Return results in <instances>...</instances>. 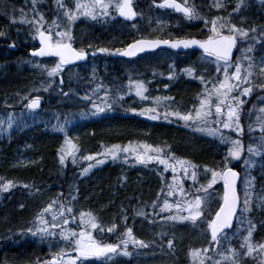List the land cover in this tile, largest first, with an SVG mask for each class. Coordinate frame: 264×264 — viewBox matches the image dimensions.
<instances>
[{"label":"trees","instance_id":"1","mask_svg":"<svg viewBox=\"0 0 264 264\" xmlns=\"http://www.w3.org/2000/svg\"><path fill=\"white\" fill-rule=\"evenodd\" d=\"M133 1L139 16L132 23L122 20L114 10L109 16L98 17L96 20L79 17L71 25L73 45L94 52L99 48L115 51L138 37L204 39L210 35L211 25L206 26L202 20H187L183 15L156 7L153 0ZM159 2L160 0H155L156 4ZM189 3L194 4L200 14L209 21L216 16L228 17L229 13L233 12L230 11L232 8L216 10L210 0H189ZM63 4L62 9L58 7L56 0H37L33 11L32 0H0V31L6 33L0 36V107L7 105L0 109L11 111L14 108L15 111H25L18 97L27 93L28 88L31 91L49 83L50 79L42 68L56 60L54 57L38 58L30 55V50L35 49L38 43L33 37L34 32L31 37L28 36L27 26L20 22L21 16H24L26 9L33 13L30 21L34 16L42 14L46 20L44 27L47 29L53 20L64 17L65 9L74 7V0H63ZM6 16L10 17V20ZM231 22L243 28L264 26V0L261 3L245 0L240 13L231 16ZM29 27L33 29L34 26L29 24ZM256 44L264 47V41ZM203 57L204 54L197 50L183 54L161 50L133 59H114L109 54L100 52L85 62L67 66L66 70L53 80L56 91L54 102L51 104H55H49V107L55 112L64 111L61 109L67 106L92 107V102L102 103L106 92L110 97L122 96L123 99L113 103L115 106L105 114L88 119L85 125H80L84 120L79 121L78 125H75L76 129L73 127L72 140L80 149L76 153V163L72 162V157H67L63 165L60 163L59 157L62 147H65V139L56 135L51 138H37L39 135L37 130H33L31 134L28 133L29 130L26 132L20 130L19 133L10 134L8 138H0V178H3L4 182L11 180L15 185L6 193L0 194V264H43L59 250V247L69 248V245L60 241L58 237L41 242L37 237L27 233L29 223L33 225L35 217L39 214L37 211L42 210L53 200H58L65 207L73 208V215L77 217L76 222L73 223L70 219L66 228L79 231V213L91 212L97 217V223L105 228L103 234L93 233L98 240L118 243L126 228L130 227L137 239L144 240L150 245L143 250H134L129 245L128 250L133 249L131 250L133 256H116L108 264H134L137 260L141 261L139 264H158L154 260L168 252L167 241L171 238L174 240L171 252L176 254L186 250L187 254L183 256L184 254L178 253L174 263L163 264H187V256L193 246L206 248L211 244L207 221L205 232L199 235L203 240L194 232L186 236L191 241L198 242L190 245L184 242V236L174 232L170 221L165 223L159 216L153 215L157 210L151 208L152 203L161 196L163 178L162 166L159 167L156 162L139 164L133 159L134 156L128 158L127 162L121 156L115 161L108 158L103 164L95 165L85 175H81L84 168L80 166L84 156L102 153L105 147L113 144L125 146L129 142L163 148L165 152L197 165L200 173L205 166L214 168L223 163L226 148L216 137L190 129L175 119L150 120L131 111L140 107V104L132 102V97L136 94L135 87H129L130 80L143 81L149 96L170 97L172 100L168 102L172 104V101H178V104L184 106L188 104V99L192 101L191 95L199 97L202 88L198 87L195 90V79L199 80V76H204L205 81L209 82L216 76L217 79L221 78V73L216 71V64L212 62L213 59ZM28 58L38 59L39 63L30 66L26 61ZM200 61L202 67L197 68ZM170 65L174 66L172 71L177 73L181 67L194 66L192 68H195V75L187 80L190 87L188 90H181L182 79L165 77ZM136 67L139 68L138 71ZM152 72L154 77L149 76ZM4 77L10 78L6 81L8 83L2 82ZM61 78L63 84L60 83ZM175 81L177 82L173 84ZM97 89L99 91H96ZM36 95L48 97L43 90H33L25 97ZM24 98L21 101L25 103ZM129 103L132 105L129 106ZM135 104L137 107H134ZM31 124L26 127L31 128ZM141 125L145 128L139 129ZM37 127L39 129L40 126ZM136 131L141 133L133 135ZM27 143L31 147H27ZM18 147L28 149L26 153L30 152L33 159H38L35 164L26 167L8 165L9 157H13ZM88 163L89 161L85 160V165ZM25 184L30 187L25 188ZM73 196L75 199H72ZM219 203V198L208 203V219L216 212ZM141 209L146 216L136 215ZM250 216L252 215L248 214L249 220ZM23 219L24 222H20ZM252 220H257L255 215ZM112 224H116L117 228L109 233L106 229ZM20 231L22 233L18 234ZM245 231L242 228L239 236L235 238L233 236L225 245L242 252L240 248L242 241L239 238ZM162 232L166 235L161 236ZM225 245L219 249L225 251L227 249ZM161 246L164 248L159 250ZM252 263V260L251 263L248 259L243 260V264ZM82 264H103V261L90 258Z\"/></svg>","mask_w":264,"mask_h":264},{"label":"snow or ice","instance_id":"2","mask_svg":"<svg viewBox=\"0 0 264 264\" xmlns=\"http://www.w3.org/2000/svg\"><path fill=\"white\" fill-rule=\"evenodd\" d=\"M56 2L59 8H64L63 0H56ZM36 3L37 0H32L33 11H35ZM153 3L156 7L172 9L177 13H181L187 20H202L206 26L210 24V35H208L205 40H198L195 38L151 40L142 38L129 43L126 48L115 49L114 52L108 48H99L96 51L109 55L135 57L139 53L155 50L162 45L172 49H189L194 46L202 49L205 59L213 58L212 62L216 64V71L218 73L222 71L223 79L219 80L218 83L213 82L212 87L208 88V82L205 81L204 76L198 77L201 83L206 85L202 93V98L199 101L198 108H194L187 114H182L178 110H170L169 105L161 112L159 109L165 102L171 101L172 98L155 97L152 100L154 106L139 110L133 108L131 111L140 116L147 117L150 120H169L170 117H177L186 124L192 122L199 125L197 128L198 131L216 136L222 144L230 145L222 167H204L203 171L205 174H210V179H208L206 185H201L197 188L196 192L192 193L191 196L184 190L182 182L177 181L174 175L173 183L168 185L166 197L178 196L179 199H176L175 203H171L168 198H164L162 205H158L157 201H153L152 207H159V213H153V215L159 216L160 220L165 223L171 221L173 223L191 222L192 224H196L198 220L203 218L204 205L208 197V189H211L217 181H222L224 189L222 204H220L218 211L215 212L214 218L207 221V228L211 233L210 243L213 245L215 255L212 256L208 254L209 248L192 249L189 255L193 258L194 264H243V260L248 258L257 260V257H259L258 264H264V243H253V233L256 230V225L252 223L251 220L247 221V235L243 237L240 245L241 250H243L242 252L231 247H228L225 251L219 250L221 242L228 239L224 230L231 228L233 218L237 216L238 210L242 218H246L247 215L254 210L253 188L255 178L253 177L245 180L244 198L243 201H241L236 187L239 173L228 166L230 159L239 160L241 158L244 145L240 139H233L231 136L225 135L223 130L226 129L235 132L237 136L243 134L244 128L240 121L242 108L246 101L241 97H248L253 94L257 87L253 82L254 76L264 79V55L259 57L258 62L253 55H250L254 52L253 45L264 41V26H260L259 28L257 26L243 28L231 22V16L240 13L242 7L245 5V0H237L233 12L229 13L228 17L216 16L210 21L205 19L195 5L189 3V0H183L182 3L177 2V0H161L159 4H156L155 0H153ZM226 6L227 0H213V7L218 10ZM112 10L126 20H133L138 15L133 7V0H74V10L65 9L63 11V16L66 18L69 26L66 29L61 28L58 20H53L52 24L45 29L44 16L42 14L34 16L31 21L25 20L22 15L20 22H27L33 25L39 38L40 47L31 51L30 55L33 57L57 58V62L53 67L42 68L47 77L54 80L64 71L66 65L85 60L89 54L84 49L78 50L73 46L74 38L71 32V25L81 16L96 20L98 17L109 16ZM244 22L245 21H241V23ZM158 23L160 22L158 21ZM257 33H259L258 36ZM5 34V32L0 31V36H4ZM238 41L247 43L248 47L244 49L243 56L238 58L236 62H233L231 58L232 51L237 47ZM95 54L96 52L92 53V55ZM241 61H246V65ZM221 62H223V64H221ZM169 67L173 69L174 66L170 65ZM183 71L189 76L195 75V69L192 67L186 68ZM174 76V71H170L169 79H173ZM60 83H63L62 78ZM133 86L135 87L136 96L141 100H148V96L145 95L147 88L143 81L130 80L129 87L131 88ZM49 87H51V84L44 87L43 90L48 91ZM259 88L264 90V84H260ZM96 91H99V89ZM63 95H67V93H63ZM84 98L90 99V97ZM24 99H28V97ZM122 99V96L115 98L110 97L106 92L101 104L92 102V114L97 115L106 110H110L113 107V103H117ZM258 99L264 100V97H259ZM40 102V96L37 95L28 100L26 107L30 110L36 109L39 107ZM255 109L256 105H253V110ZM251 114L250 111L249 116H251ZM12 121L13 117L9 115L7 121H0V125L6 122L8 127L11 128ZM213 123L216 127L210 126V124ZM257 123L261 133L259 137V146L253 147L249 145L247 151L249 154L261 156L264 154L261 151V149H264V107L259 108ZM248 129L249 132L255 131L252 124H249ZM57 130L64 132V125H59ZM79 151L80 149L77 145L65 136V147H62L59 157L60 163L63 165L67 157H72V162L76 163V153ZM121 153L126 154L124 156L125 162H127L129 155L134 156L136 162L139 164L147 165L155 161L163 165L165 171L171 169L175 174L179 168L186 177H189L193 182L196 181L198 166L191 161L177 159L174 154L166 153L165 149L160 147H154L146 143L133 144L132 142H129L125 146L113 144L110 147H105L102 153L82 157V159L89 161V163L88 166L82 170L81 175L87 174L95 165L103 164L108 158L114 161L119 159ZM92 161L95 163H91ZM245 166H253L252 161L250 159L245 160ZM14 186L13 181L8 180L4 182L3 178H0V192H7ZM24 187L29 188L30 186L25 184ZM199 193H203L204 195ZM72 199H75V197L73 196ZM57 204H59V210H54V205ZM21 207H23V205H21ZM255 208L264 210V196L258 198V203L255 204ZM165 212L168 213L167 216L161 215ZM48 215L51 216L50 220L46 218ZM136 215L146 216V213L141 209L136 212ZM70 219L73 223H75L77 219V217L73 215V208L65 207V205L58 200H53L37 214L33 221V227L27 229L28 234L37 237L41 242L58 237L60 241L64 242L66 245H70V248H61L60 251L52 255L50 261L46 260L43 264H78V262L82 264L83 261L90 258H95L103 261V264H108V262L113 260L116 256H133V252L128 250L129 245H131L133 249H146L150 246L149 243H146L144 240L137 239L130 227L126 228L118 243H105L102 240H98L93 233L99 232L103 234L105 228L97 223V217L91 212L86 213L81 211L79 213V231L65 227L69 225ZM124 219L126 220L127 217H124ZM241 223H244V219H241ZM116 228L117 225L112 224L106 231L112 233ZM57 229H59V231H57ZM160 235L164 236L166 233L162 232ZM167 245L169 250H171L173 248V240L168 239ZM73 253L75 255H73ZM215 257H219V259Z\"/></svg>","mask_w":264,"mask_h":264},{"label":"rangeland","instance_id":"3","mask_svg":"<svg viewBox=\"0 0 264 264\" xmlns=\"http://www.w3.org/2000/svg\"><path fill=\"white\" fill-rule=\"evenodd\" d=\"M253 1L260 2V3L263 2V0H253ZM210 2L213 5V0H210ZM236 3H237V0H227V6L223 9H220V10H225V9L228 10V9L232 8L230 11H233ZM70 8H71V10H74L73 6H71ZM216 10H218V9H216ZM24 13H25L24 14L25 20L30 21V16H31V14L33 15V13H30V11H28L27 9ZM7 18L10 20V17H7ZM232 20H234V19H232ZM236 20L240 21L237 18H236ZM45 21L46 20L44 18V22ZM58 21H59L62 29H66L69 27L66 18L62 17ZM24 24L27 26L28 36L31 37L32 32H34L33 37L35 38L36 42H38V36L36 34L35 28L34 27H33V29L30 28L29 27L30 23L25 22ZM23 30H24V28L22 29V31ZM19 35L20 34L18 33V36ZM257 35H259V33H257ZM30 39H28L27 42H29ZM247 47H248L247 43L238 41L237 54L232 61L236 62L238 58L242 57L244 54V49H246ZM253 47H254V52L251 53L250 55H253L258 62L259 57L264 55V47H259L257 44H254ZM203 58L205 59V57H203ZM211 59H213V58H211ZM26 61H28L30 66L31 65L34 66L35 63H37V64L39 63V60L35 59V58L34 59L28 58ZM56 62H57V59L53 63H50L49 66H46V67H48V68L53 67ZM241 62L245 63V65H246V61H241ZM221 64H223V62H221ZM70 65H67V66H70ZM168 65H169V62H168ZM67 66H65V68ZM186 66H184L185 68L181 67V69L178 70V73L174 71V73H175L174 77H176L178 79H182V89L181 90H184V89L188 90L190 88L187 80H189L192 76L187 75L183 71L184 69H186ZM190 66H192V65H190ZM192 67H194V66H192ZM201 67H202V62L200 61L197 68H201ZM65 68H64V70H66ZM138 69L139 68H137V71H138ZM172 70H174V69H170V67H169L168 71H166L165 77L169 78V73ZM232 70H234V69H232ZM153 72L149 76L154 77ZM257 72H258V69H257ZM219 73H221V78L217 79V76H216L213 81L209 80V82L207 83L208 88L212 87L213 82L218 83L219 80L223 79L222 71ZM2 80H3L2 82H6V81L10 80V78L4 77ZM47 81H49V80H47ZM152 81H154V80H152ZM176 82L177 81H175L173 84H175ZM253 82L257 86L256 89L254 90L253 94L251 96H248V97H241L242 99H244L246 101V103L244 104V106L242 108V115H241V121H240L241 124L243 125V128H244L243 134L240 136H237V134L235 132H232V131L226 130V129L223 130V132L225 135H229L233 139H240L242 144L244 145V151L242 152L241 158L239 160H231L230 159L229 164H228V166L241 165V179H240L241 201H243V198H244V188H245L244 182H245V180L251 179L253 177L255 178L254 188H253V207H254V210L250 213L252 215L250 217H251V222L256 225V230L253 233V243L258 244V243H264V210H260V209L255 208V204L258 203V198L261 196H264V154H262L261 156L249 154L247 151V148L249 145H252L253 147L259 146V137H260L261 133L259 131V127H258V123H257V116L259 115V108L264 107V100H259L258 98L264 97V90H261L259 88L260 84H264V79H261V78H258L257 76H254ZM6 83H8V82H6ZM49 84H51V87L48 88V91H45L48 94V97H46V96L41 97L40 96V98H42L44 100L43 104L41 105L42 107L40 109H31L30 110L26 107L28 100L33 98V97L26 99L25 103L23 101H21L25 96H27L28 93H31V91L38 90V89L43 90L44 87H47ZM194 85H195L194 86L195 90H197V88L199 87V88H202V91H199V97H194L193 95H191L192 96L191 100H192L193 106L190 103H188L184 106H181L180 104H178L179 103L178 101H172L173 104L169 103V102H165V104L159 109V111L163 112L165 110V108L168 107L169 105H170V110H172V111L178 110L182 114H187L189 111L193 110L194 108H198L199 107V101L202 98V93L204 92L206 85L204 83H201L200 80H196V79H195ZM33 90L31 89V91H29V88H28L27 93L18 97L19 102L21 105H23L22 108H24L23 110H25V111H15L14 108L11 111H9V109H7V110L0 109V121H7V118L9 115H11L13 117L11 128L8 127V124L6 122L3 123L2 125H0V138H8V136H10V134L19 133L20 130L22 132H26L27 130H29V132H28L29 134H31L33 130H37L39 132V135L37 136V138H44V137L51 138L52 136L56 135V137H58V138H64L65 139V136H67L73 142V140H72V138H73V136H72L73 127L76 124L78 125L79 121H82L85 119H90V118H95V117H98L99 115H101L102 113L105 114L106 112L109 111V110H106V111L99 113L97 115H93L92 114L93 108L91 106L88 108H85V106L84 107L78 106L79 108L78 107H72V108L70 107L68 109L62 108L61 110H64V111H58V112L51 110L49 107V104L54 102L53 100L55 99V91H56L55 90V84L53 83V80H51V79H50V82L47 83L46 85H42L40 88H36ZM146 95L148 96V100H141L136 95H134L132 97L133 98L132 102H134V103L138 102V104H140L139 105L140 107H138L137 110L145 108V107L154 106L152 104L153 98L160 97V96H149V94L147 92H146ZM53 104H55V103H53ZM53 104H51V105H53ZM97 104H101V103H97ZM128 105L131 106L132 103H129ZM253 105H256L255 110H253ZM6 106L0 107V108H4ZM114 106L115 105H113V107ZM250 111L252 113L251 116H249ZM193 115H194V112H193ZM171 119L181 121L184 125L190 127V129L193 128V129L197 130V128L199 127V125L194 124L192 122H188L186 124L183 120H180L177 117H170L168 121H170ZM30 123H32L31 124L32 127L31 128L26 127V125H29ZM61 124L64 125V128H65L64 132H60L57 130V127ZM249 124H252L255 131L249 132V129H248ZM38 125L40 126L39 129L37 127ZM33 126H36V127H33ZM76 126H75V129H76ZM210 126L216 127V125L214 123L210 124ZM75 129H74V132H76ZM213 137H216V136H213ZM216 139L219 140L217 137H216ZM219 143H221L220 140H219ZM27 147H31L29 143H27ZM229 147H230V145H225L226 155H227V151H228ZM26 150H28V149H26L25 147H18V149L14 153L13 157H9L8 165H10L12 167H16V166L17 167H26V166L35 164V162L38 159H33V157H32L33 155H31L30 152L26 153ZM261 151H262V153H264V149H261ZM0 153H1V149H0ZM125 155L126 154L121 153L120 156L124 158ZM0 156H1V154H0ZM128 158H132V155H129ZM133 159H135V158H133ZM177 159H180V158H177ZM247 159H250L252 161L253 166H251V167L245 166V160H247ZM153 162H155V161H153ZM91 163H94V162H91ZM156 164L159 167L162 166V174H163V178L161 179V181H162L161 196H159L157 199L158 205H162L164 198H168L169 201H172L171 203H175L176 199H179L178 196L166 197V194L168 191V185L173 183V176L174 175L176 176L177 181L182 182L183 188L186 192L189 193V196H191L192 193H195L196 189L199 188L201 185H206L208 182V179H210V174H205L204 171L202 173H200L197 170V178H196V181L193 182L189 177H186L183 174V171L179 168L177 169V172L174 174L171 169H168L167 171H165L163 165H160L158 163H156ZM222 165H223V163H221L220 165L218 164V165H216L218 167L214 166V168L222 167ZM80 166L82 168H86L88 165H85V160L82 159V161L80 162ZM189 171H191V170H189ZM162 190H163V192H162ZM4 193H6V192H0V194H4ZM199 194L204 195L203 193H199ZM222 196H223V182L217 181V183L215 185H213V187L211 189H208V197H207V202L204 205L203 218L201 220H198L196 222V224H192L191 222L173 223L170 221L173 225L172 229L174 230V232H177V233L179 232L181 234V236H184V242H187L190 245L198 243L196 241H191L190 239L186 238V236L190 232H194V234H196L198 236L200 234L202 235L203 232H205L206 221L213 219V217L215 215V213H213L212 217L210 219H208L209 209H208L207 205L211 200H213V199L215 200L216 198H219V200L222 201L221 200ZM151 208H153V207H151ZM153 209H156L157 210L156 213H159L158 212L159 207H156ZM54 210H59V204L54 206ZM40 211L41 210H38L37 212L40 213ZM162 214H164L165 216L168 215L167 212L162 213ZM253 215H255V218H257V220H255V221L252 220ZM48 218L51 219V216L49 215ZM241 219H244L243 224L241 223ZM24 220L25 219L21 220L20 222H22V221L24 222ZM248 220H249L248 215L246 218H242L241 215L239 214V218L237 221L236 228H234V230H232L229 234H226L228 239L223 240L221 242V246H224L226 243H228L229 239L232 238L233 236H234L233 238L238 237L239 232L242 228H244L246 230ZM29 225H30V227L33 226V225H31V223H29ZM207 231L209 232V236L211 239L210 230L208 228H207ZM12 233H14V231ZM21 233H22V231H20L18 234H21ZM246 235H247V231H245L243 235L241 234V238H239V239L242 241L243 237ZM199 238L201 240H203L200 236H199ZM171 239L173 240V238H171ZM105 243H108V242H105ZM113 244H115V243H113ZM173 244H174V240H173ZM198 246L199 245H195L190 250L194 249V247H196V249L205 248L204 246H202V247H198ZM226 247L228 248L230 246H226ZM69 248H70V245H69ZM162 248H164V246H161L159 250H161ZM206 248H209V253H208L209 255H212V256L215 255L214 251L211 252L213 250L212 244L206 246ZM60 249L61 248L59 247L58 251H60ZM131 250H133V249H131ZM131 250H129V251L132 252ZM134 250H137V249H134ZM138 250H143V249H138ZM159 250H158V252H159ZM220 251H224V250H220ZM178 253H180V252H178ZM178 253H176V254L172 253V252L171 253H169V252L164 253L162 256L157 257L156 260H154V262L158 263V264H163V263H168V262L174 263L175 262L174 260L178 258V256H177ZM181 254H184L183 256H185V254H187L186 250H181L180 255ZM73 255H75V254L73 253ZM180 257H182V256H180ZM51 258L49 259V261L51 260ZM215 258L219 259V257H215ZM248 260L250 261V263L252 260V262H253L252 264H258L259 257H257V260H253L251 258H248ZM80 263L81 262H78V264H80ZM139 263H141V261H139V260L134 262V264H139ZM187 264H194L193 258L189 254L187 256Z\"/></svg>","mask_w":264,"mask_h":264},{"label":"water","instance_id":"4","mask_svg":"<svg viewBox=\"0 0 264 264\" xmlns=\"http://www.w3.org/2000/svg\"><path fill=\"white\" fill-rule=\"evenodd\" d=\"M177 2H181V1L177 0ZM181 3H182V2H181ZM133 7H134V6H133ZM134 9H135V8H134ZM170 10H172V9H170ZM135 11H136V10H135ZM173 11H174V10H173ZM121 18L124 19L123 17H121ZM136 18H137V17H136ZM136 18L133 19V20H126V19H124V20H126V21H128V22H132V21L136 20ZM193 38H194V37H193ZM138 39H142V38H138ZM143 39H151V40H155V39H163V38H143ZM181 39H191V38H181ZM195 39L202 40V39H199V38H195ZM136 40H137V39H136ZM169 40H176V39H169ZM134 41H135V40H134ZM131 43H132V42H131ZM124 48H126V46H125ZM162 48L171 49V50H173V51H177V52H184V51H187V50H188V49H184V48L172 49V48H170V47H168V46H163V45H162L160 48H157V49H155V50L162 49ZM189 49H198V50L203 51L202 49H200V48H198V47H196V46H194V47H192V48H189ZM236 49H237V47L234 48L233 51H232V57H231L232 59H233V57H234L235 54H236ZM155 50H148V51H145V52L155 51ZM145 52H143V53H145ZM88 53H89V54H88L87 58H88L89 56H91L93 52H88ZM139 54H141V53H139ZM139 54H138V55H139ZM138 55H137V56H138ZM113 57H115V58H132V57H125V56H121V55H113ZM85 60H86V59H85ZM82 61H84V60H82ZM77 62H79V61H77ZM40 100H41V99H40ZM41 102H42V100H41ZM41 102H40L39 107L41 106ZM232 168H233L234 171H236V172L239 173V176H238L237 181H236L237 192H238V194H239V191H238V182H239V179H240V172H239L238 168H234V167H232ZM221 204H222V203H221ZM238 211H239V210H238ZM237 213H238V212H237ZM236 217H237V216H236ZM236 217L233 218V222H232V226H231V228L225 229L224 231L232 229V227H233L234 224H235Z\"/></svg>","mask_w":264,"mask_h":264},{"label":"bare ground","instance_id":"5","mask_svg":"<svg viewBox=\"0 0 264 264\" xmlns=\"http://www.w3.org/2000/svg\"><path fill=\"white\" fill-rule=\"evenodd\" d=\"M187 103H190V104H191L192 101H189V99H188V100H187ZM42 104H43V102H41V105H42ZM134 107H137L136 104L134 105ZM65 108L68 109V108H70V106H67V107H65ZM87 123H88V119L82 121L80 125H85V124H87ZM138 128H139V129H144L145 127L141 125V126H139ZM138 133H141V132L136 131V132L133 133V135H134V134H138ZM13 150H15V149H12V151H13ZM168 252L171 253V250H168ZM168 252L166 251V253H168ZM172 253H173V252H172Z\"/></svg>","mask_w":264,"mask_h":264}]
</instances>
